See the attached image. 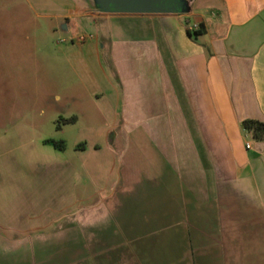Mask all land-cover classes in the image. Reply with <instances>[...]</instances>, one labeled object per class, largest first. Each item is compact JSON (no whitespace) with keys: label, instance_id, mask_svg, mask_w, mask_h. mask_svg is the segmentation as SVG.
I'll return each instance as SVG.
<instances>
[{"label":"crops","instance_id":"1","mask_svg":"<svg viewBox=\"0 0 264 264\" xmlns=\"http://www.w3.org/2000/svg\"><path fill=\"white\" fill-rule=\"evenodd\" d=\"M186 2V11L161 14L85 5L66 22L68 31L86 17L96 25L90 39L71 41L78 56L96 58L101 82L85 88L115 123L110 145L123 143L96 203L98 255L196 264L194 251L212 245L224 264H264V138L243 127L264 123V0ZM194 23L199 34L190 35ZM45 230L0 219V250L7 235Z\"/></svg>","mask_w":264,"mask_h":264},{"label":"rangeland","instance_id":"2","mask_svg":"<svg viewBox=\"0 0 264 264\" xmlns=\"http://www.w3.org/2000/svg\"><path fill=\"white\" fill-rule=\"evenodd\" d=\"M85 5L96 6L94 0H0V219L10 227L46 226L27 239L7 235L0 264H19L18 255L21 264L130 261L127 250H97L96 203L115 177L123 143L110 145L115 123L85 88L101 82L96 58L78 56L71 41L90 39L93 19L83 18L78 30L65 28L73 9ZM24 241H38L40 249L23 250ZM207 249L194 251L196 264H224L218 246Z\"/></svg>","mask_w":264,"mask_h":264},{"label":"water","instance_id":"3","mask_svg":"<svg viewBox=\"0 0 264 264\" xmlns=\"http://www.w3.org/2000/svg\"><path fill=\"white\" fill-rule=\"evenodd\" d=\"M96 6L113 13H178L187 10L184 0H94Z\"/></svg>","mask_w":264,"mask_h":264},{"label":"trees","instance_id":"4","mask_svg":"<svg viewBox=\"0 0 264 264\" xmlns=\"http://www.w3.org/2000/svg\"><path fill=\"white\" fill-rule=\"evenodd\" d=\"M182 12V11H180ZM190 35L194 34L197 35L199 34L198 31L191 32L189 31ZM75 119H71V121H74ZM243 127L249 131H251L254 135V137L258 140H261L264 138V123L257 121V120H245L243 122ZM49 143H53L57 145L58 143L53 141V140H47Z\"/></svg>","mask_w":264,"mask_h":264},{"label":"built area","instance_id":"5","mask_svg":"<svg viewBox=\"0 0 264 264\" xmlns=\"http://www.w3.org/2000/svg\"><path fill=\"white\" fill-rule=\"evenodd\" d=\"M199 28H200V25H199L198 23H194V24H192V26L190 27V30H192V31L194 32V31H198ZM246 147H247V148H250V143H247V144H246Z\"/></svg>","mask_w":264,"mask_h":264},{"label":"flooded vegetation","instance_id":"6","mask_svg":"<svg viewBox=\"0 0 264 264\" xmlns=\"http://www.w3.org/2000/svg\"><path fill=\"white\" fill-rule=\"evenodd\" d=\"M186 2V0H184Z\"/></svg>","mask_w":264,"mask_h":264}]
</instances>
